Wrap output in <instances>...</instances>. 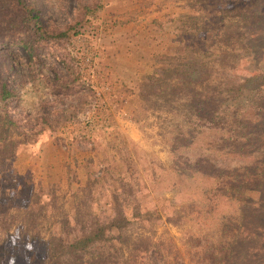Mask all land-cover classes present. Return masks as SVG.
<instances>
[{
  "label": "rangeland",
  "instance_id": "374dc122",
  "mask_svg": "<svg viewBox=\"0 0 264 264\" xmlns=\"http://www.w3.org/2000/svg\"><path fill=\"white\" fill-rule=\"evenodd\" d=\"M30 1L58 26L75 17L78 1L92 2ZM100 3L41 63L21 46L7 49L15 65L2 73L19 93L11 113L25 116L30 128L43 104L54 112L53 128L0 164L2 263L10 253L44 251L65 218H107L117 194L131 219L123 244L116 242L128 260L122 264H264L261 140L247 147L249 183L239 195L195 170L198 154H218L224 133L201 129L184 147L175 142V114L140 97L150 75L174 64L198 84L242 82L241 111L252 114L264 97V0ZM236 4L235 14L227 11ZM66 78V94L51 90ZM233 102L223 100L218 111L228 113Z\"/></svg>",
  "mask_w": 264,
  "mask_h": 264
},
{
  "label": "trees",
  "instance_id": "16d2710c",
  "mask_svg": "<svg viewBox=\"0 0 264 264\" xmlns=\"http://www.w3.org/2000/svg\"><path fill=\"white\" fill-rule=\"evenodd\" d=\"M100 6V0L78 1L75 17L64 26H58L47 15L44 7L30 0H0V164L10 161L21 145L35 142L44 130L53 128L54 111L46 104L42 105L40 117L36 118L30 128L25 116L11 113L14 107L12 101L16 103L19 100V93L17 87L12 86L10 79L2 73L3 70L11 74L15 65L12 55L7 53L8 47L11 44L21 46L30 60L41 63L45 58V50H50L57 42L76 33V26L88 13H95ZM189 6L193 7L194 2L189 1ZM239 6L236 4L227 11L234 13ZM164 57L171 58L169 55ZM158 71L157 77L150 75L149 80L142 84L145 91L140 93V97L145 106L163 107L175 114L176 119L171 123L178 130L175 142L182 143L184 147L190 146L201 129H218L224 133L220 138L221 143L215 145L218 154L210 155L211 150L207 151V155L198 154L194 161L195 170L216 178L221 188L236 190L239 195L246 192L247 183L246 187L244 183L247 178L249 183L250 173L245 161L247 147L254 140H261L260 151H264V97L256 100L252 114L244 113L241 111V101L239 103L244 87L242 82L198 84L193 78H184V71L174 64ZM73 78L78 79L79 75L74 73ZM68 80L66 78L61 82L50 83L51 90L66 94L70 88ZM223 100L235 102L232 110L226 114L218 111ZM177 145L174 143L173 149ZM232 153L235 155L229 158ZM235 157L238 160L233 164L232 159ZM114 207V213L105 219L98 217L89 221L69 222L65 218L61 221L64 231L51 233L46 239L44 251L29 250L19 258L10 253L6 263H2L0 255V264L127 263L128 260L116 242H123L122 234L131 219L125 213L124 203L117 194L114 195ZM157 215L161 216L159 213ZM4 250L2 248L0 252Z\"/></svg>",
  "mask_w": 264,
  "mask_h": 264
},
{
  "label": "clouds",
  "instance_id": "9594fccd",
  "mask_svg": "<svg viewBox=\"0 0 264 264\" xmlns=\"http://www.w3.org/2000/svg\"><path fill=\"white\" fill-rule=\"evenodd\" d=\"M10 264H11V262H10Z\"/></svg>",
  "mask_w": 264,
  "mask_h": 264
}]
</instances>
